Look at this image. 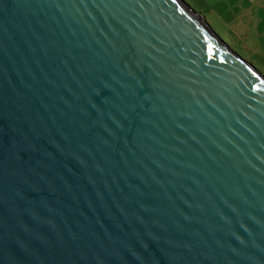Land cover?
<instances>
[{
    "label": "water",
    "instance_id": "1",
    "mask_svg": "<svg viewBox=\"0 0 264 264\" xmlns=\"http://www.w3.org/2000/svg\"><path fill=\"white\" fill-rule=\"evenodd\" d=\"M0 264H264V76L183 0H0Z\"/></svg>",
    "mask_w": 264,
    "mask_h": 264
},
{
    "label": "rangeland",
    "instance_id": "2",
    "mask_svg": "<svg viewBox=\"0 0 264 264\" xmlns=\"http://www.w3.org/2000/svg\"><path fill=\"white\" fill-rule=\"evenodd\" d=\"M217 36L264 76V0H183Z\"/></svg>",
    "mask_w": 264,
    "mask_h": 264
}]
</instances>
